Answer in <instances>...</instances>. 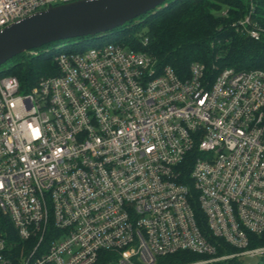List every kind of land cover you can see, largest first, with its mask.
<instances>
[{
    "label": "built area",
    "instance_id": "2783aa9c",
    "mask_svg": "<svg viewBox=\"0 0 264 264\" xmlns=\"http://www.w3.org/2000/svg\"><path fill=\"white\" fill-rule=\"evenodd\" d=\"M75 1L0 0V30ZM254 14L233 26L260 41ZM55 62L30 88L0 73V264L264 257L263 70L182 78L118 40Z\"/></svg>",
    "mask_w": 264,
    "mask_h": 264
},
{
    "label": "trees",
    "instance_id": "16d2710c",
    "mask_svg": "<svg viewBox=\"0 0 264 264\" xmlns=\"http://www.w3.org/2000/svg\"><path fill=\"white\" fill-rule=\"evenodd\" d=\"M251 2L255 9L253 18L264 29V0H168L156 10L105 36L116 35L119 42L149 53L160 66L172 67L182 78L189 77L193 63L204 64L213 76L218 74V70L227 67L240 71H264V36L260 41H255L233 26L250 12ZM224 11H227V16L223 15ZM145 39L148 40L146 46L143 45ZM69 42L71 41L51 44L32 51L35 54L28 62L17 61L28 53L22 54L14 58V61H9H13L14 66L7 73L19 78L23 85L33 87L41 77L57 70L56 57L84 49L83 43L74 44L50 54L51 48L55 49L56 46ZM5 234L9 243L17 242L13 229L8 224L5 225ZM217 242L219 256L237 251L222 241L213 239V244L216 245ZM262 245L264 235L251 237L250 248ZM19 251L20 247L15 246L13 253L18 255ZM208 258L181 252L161 258L158 264H190L195 260ZM112 260L111 255L102 254L96 264H112ZM213 264L244 263L241 258H236ZM259 264H264V257Z\"/></svg>",
    "mask_w": 264,
    "mask_h": 264
},
{
    "label": "water",
    "instance_id": "95a60500",
    "mask_svg": "<svg viewBox=\"0 0 264 264\" xmlns=\"http://www.w3.org/2000/svg\"><path fill=\"white\" fill-rule=\"evenodd\" d=\"M168 0H78L52 6L0 30V68L48 45L105 36Z\"/></svg>",
    "mask_w": 264,
    "mask_h": 264
},
{
    "label": "rangeland",
    "instance_id": "374dc122",
    "mask_svg": "<svg viewBox=\"0 0 264 264\" xmlns=\"http://www.w3.org/2000/svg\"><path fill=\"white\" fill-rule=\"evenodd\" d=\"M94 39L95 38H87V39H85V41L80 40V39L71 40V42H69L68 44H63L61 46H56L55 49L51 48L50 49V54H54L59 48H69V47L73 46L74 44L83 43L84 48L93 47L94 45H99V44L104 45V44H107L109 42H114L115 40H117V36L116 35H108V36H105V37H98L96 40H94ZM34 54L28 53L26 56L20 57L19 59H17V61H19V62H28L29 60H31V57ZM13 61L9 62L8 64H6L3 67H1L0 68V73H1V71L7 73V70L14 66V62ZM259 247H264V245L259 246ZM23 250H24L23 248H20L19 253L22 252ZM195 261L199 262L201 260H195ZM260 261H261V258H259V257H245V258H242V262L244 264H259Z\"/></svg>",
    "mask_w": 264,
    "mask_h": 264
}]
</instances>
